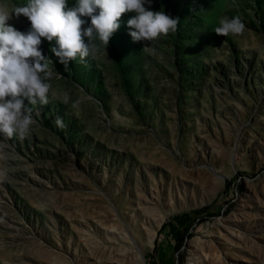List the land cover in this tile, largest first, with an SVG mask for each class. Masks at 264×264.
<instances>
[{
	"label": "rangeland",
	"instance_id": "1",
	"mask_svg": "<svg viewBox=\"0 0 264 264\" xmlns=\"http://www.w3.org/2000/svg\"><path fill=\"white\" fill-rule=\"evenodd\" d=\"M151 10L177 30L133 42L126 12L67 70L42 38L50 102L27 138L0 136V264H264V0ZM224 17L243 33L217 35Z\"/></svg>",
	"mask_w": 264,
	"mask_h": 264
},
{
	"label": "clouds",
	"instance_id": "2",
	"mask_svg": "<svg viewBox=\"0 0 264 264\" xmlns=\"http://www.w3.org/2000/svg\"><path fill=\"white\" fill-rule=\"evenodd\" d=\"M152 0H75L72 7L69 0H27L24 6H17L11 12L0 8V136L24 140L33 131L36 123L29 105H48L51 83L55 73L49 67L40 45L47 40L50 51L64 65L79 58L95 60L120 28V18L126 12L134 13L127 26L133 42H153L177 30L178 17L164 11L151 10ZM12 13L21 15L30 22L27 32L10 25ZM90 18V25L83 27ZM245 29L239 17L221 18L214 29L217 35L238 36ZM100 43L97 44L96 41ZM147 47V46H145ZM25 100L28 101L25 104ZM62 102L67 104L65 94ZM79 101L73 103L75 108ZM59 128L65 127L61 118L55 119Z\"/></svg>",
	"mask_w": 264,
	"mask_h": 264
},
{
	"label": "bare ground",
	"instance_id": "3",
	"mask_svg": "<svg viewBox=\"0 0 264 264\" xmlns=\"http://www.w3.org/2000/svg\"><path fill=\"white\" fill-rule=\"evenodd\" d=\"M138 251V250H137Z\"/></svg>",
	"mask_w": 264,
	"mask_h": 264
}]
</instances>
